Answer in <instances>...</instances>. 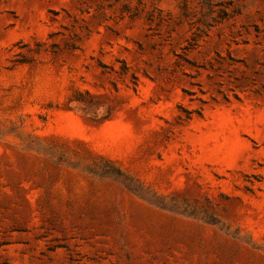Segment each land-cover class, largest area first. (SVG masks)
Returning <instances> with one entry per match:
<instances>
[{"label": "rangeland", "instance_id": "1", "mask_svg": "<svg viewBox=\"0 0 264 264\" xmlns=\"http://www.w3.org/2000/svg\"><path fill=\"white\" fill-rule=\"evenodd\" d=\"M0 264H264V0H0Z\"/></svg>", "mask_w": 264, "mask_h": 264}]
</instances>
